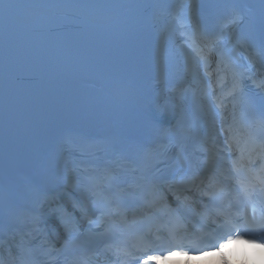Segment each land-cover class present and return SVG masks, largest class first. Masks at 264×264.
<instances>
[{"label":"snow or ice","instance_id":"1","mask_svg":"<svg viewBox=\"0 0 264 264\" xmlns=\"http://www.w3.org/2000/svg\"><path fill=\"white\" fill-rule=\"evenodd\" d=\"M260 18L264 24V0H261ZM21 22L19 10L14 2L4 3L0 0V24H2L5 34H11L16 30ZM52 25H58L59 21L53 17L50 21ZM242 101L238 110L233 112V122L240 128V137H229V149L238 152L237 158L232 160V171L236 179V186L231 188V198L226 187L219 178V170L214 157L204 161L209 165L212 175L209 176L208 194L214 196L219 201L216 215L223 217L225 226L237 227L234 223L236 217H242L243 224L239 227L251 229L253 232H264V81H261L258 90L240 89ZM71 138V134H69ZM261 161V167L256 170L253 166L256 161ZM182 166L190 169L193 173L189 179L195 180L196 166L190 159L181 162ZM148 183H152L153 178L144 177ZM93 183L92 195L96 198V204L101 209V216L96 220L89 221L90 231L95 236L101 238L95 250L96 257H103L101 264H139L138 255L147 250L153 241L145 235L131 236L115 220L105 219L104 209L113 202L121 203L122 193L112 192L110 187ZM154 186V185H153ZM238 208V211H233ZM204 219H207L205 216ZM102 229V231H101ZM169 234L173 240L177 238L176 230L168 227ZM104 239L111 242L103 243ZM103 246H100V245ZM182 246V245H181ZM200 245L192 250H200ZM15 264V261H12Z\"/></svg>","mask_w":264,"mask_h":264},{"label":"clouds","instance_id":"2","mask_svg":"<svg viewBox=\"0 0 264 264\" xmlns=\"http://www.w3.org/2000/svg\"><path fill=\"white\" fill-rule=\"evenodd\" d=\"M219 251L207 256L187 257V253H175L178 259L167 264H264V240L251 235L226 233L213 242Z\"/></svg>","mask_w":264,"mask_h":264}]
</instances>
